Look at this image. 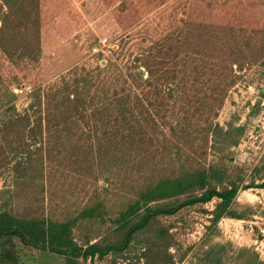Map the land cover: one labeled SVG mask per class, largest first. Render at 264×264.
Instances as JSON below:
<instances>
[{"label":"rangeland","instance_id":"1","mask_svg":"<svg viewBox=\"0 0 264 264\" xmlns=\"http://www.w3.org/2000/svg\"><path fill=\"white\" fill-rule=\"evenodd\" d=\"M38 7L39 60H24L14 65L0 52V75L15 92L18 109L28 104V92L32 88L41 89L45 99L46 92L62 86L61 78L68 84L72 78H77L80 85L89 79L102 78L104 85L101 87L108 88L107 93L114 90L122 93L120 86L129 88L123 74L125 64L131 63L133 55L143 52L141 48L149 44L161 45L163 38L179 34L183 36V45H180L182 52L177 67L186 84L185 96L175 101L169 99L166 114L170 125L162 127L166 133L164 149L166 146H172L174 152L175 148L179 149L178 159L173 152L166 154L161 144L157 146L161 150L160 157L150 158L143 152H131L128 142L125 152L113 150L101 157L93 152L81 164L73 162L70 169L46 160V169L53 171V175L43 194L45 208L59 202L67 206L64 199L71 209L86 205L94 196L93 189L94 193H99L103 187L113 186H106L108 183L102 178L105 174L117 180V190L111 193L134 195L132 190L138 189L143 177L151 171L157 176L166 175L167 171L177 174L181 165L189 171L212 169L214 177H210L203 188L220 190L229 186L230 181L235 182L236 193L228 210L240 217L227 213L213 222L215 205L220 201L215 196L205 203L184 207L173 215L160 216L159 221L169 225V244L163 251L172 257L173 264H264V256L261 255L263 259L259 257L251 241L256 225L253 224V231H250L252 221L257 224L264 218V96L261 95L264 64H260L264 59V0H38ZM232 48H239L245 55L242 67L232 61ZM110 60L121 70L112 65L109 70L97 72L99 63ZM211 67L225 74L231 68L230 75L240 76L227 89L222 105L216 107V119L222 128L228 123L244 126L241 142L219 151L213 149L214 139L205 131L206 120L201 116L198 119L199 114L196 115L193 108L198 94L206 90L203 81L207 77L212 79ZM87 87L91 94L95 92L93 102H98L99 96L105 98L104 91L93 81ZM260 103V110L250 114ZM177 121L184 125L185 131H190L191 123L192 128L198 130L191 137L181 132L180 137L178 129L170 130ZM64 153L70 155L71 152ZM229 155L232 160L226 162ZM118 157L120 162L125 158L123 164ZM106 165L111 166V171H103ZM115 169L121 171L117 179L112 178L120 174L113 173ZM0 171L1 188L9 177L6 171ZM201 191L197 185L192 187L194 194ZM185 196L181 195V199ZM117 200L120 199L115 202ZM150 234L147 231L139 237L146 239ZM141 246L143 244L132 240L125 253L133 254ZM24 249L29 260L20 264L64 263L62 256L46 258L39 250ZM112 255L95 256L94 261L79 257L77 264H125L135 259L119 257L112 261ZM144 261L145 258H141L140 264H145Z\"/></svg>","mask_w":264,"mask_h":264},{"label":"trees","instance_id":"2","mask_svg":"<svg viewBox=\"0 0 264 264\" xmlns=\"http://www.w3.org/2000/svg\"><path fill=\"white\" fill-rule=\"evenodd\" d=\"M38 17V0H0V52L12 64L39 60ZM182 38L181 34L166 37L161 45L154 42L141 48L143 52L134 54L131 63L125 64L123 78L129 88L120 86L122 93L117 90L107 93L108 88L101 87L102 78L89 79L81 85L77 78H72L71 84L61 78L62 86L46 92L45 99L41 89L32 88L28 92V104L18 109L15 92L0 75V169L9 177L7 184L0 188V264L24 263L28 259L24 248L39 250L46 258L62 256L63 264H77L79 257L94 261L95 256L102 258L109 253L113 254L112 261L119 257L135 258L125 264H140L141 258H145V264H173L172 257L163 251L169 244V225L159 221L160 216L173 215L214 196L220 201L215 205L213 222L227 213L238 215L228 210L236 193L235 182L230 181L229 186L220 190L203 188L210 177H214L213 170L189 171L183 165L177 174L167 171L166 175L155 176L149 172L150 175L141 180V186L132 190L134 195L111 193L117 190V180L105 174L102 178L108 183L106 186H113L103 187L99 193H94L93 189L94 196L86 205L71 209L67 199H64L67 206L60 202L49 208L44 205L43 194L53 175V171L46 169V160L70 169L73 162L81 164L93 152L98 157L106 152H125L128 142L131 152L160 157L161 150L157 146L161 144L164 149L166 136L162 127L170 125L166 114L169 99L175 101L185 96L186 84L177 67ZM230 54L232 61L242 67L243 52L232 48ZM260 64H264V59ZM112 65L118 66L111 60L99 63L97 72L109 70ZM211 68L212 79L207 77L203 81L206 90L196 96L193 108L196 115L199 114L198 119L201 116L206 120L205 131L214 139L213 149L219 151L241 142L244 126L228 123L222 128L216 119V107L222 105L227 89L240 76L230 75L231 68L226 74ZM92 81L104 91L105 98L99 96L98 102H93L95 92L91 94L87 87ZM261 95L264 96V91ZM261 105L250 114L257 113ZM183 126L177 121L170 130L178 129L180 137L181 132L191 137L198 130L192 128V123L190 131H185ZM200 129L202 131V127ZM64 152L71 153L65 155ZM164 152L169 155L173 152L175 158H179V149L175 148L174 152L172 146H166ZM225 159L231 162L232 156ZM118 160L123 164L125 158L120 162L118 157ZM102 169L108 172L112 168L106 165ZM120 172L119 169L113 171ZM194 185L201 188L200 194L192 192ZM181 195L186 196L181 199ZM116 199L120 200L115 202ZM152 202L157 204L152 205ZM147 231L151 233L148 238L139 237ZM132 240L143 246L133 254L125 253ZM34 264L46 263L36 261Z\"/></svg>","mask_w":264,"mask_h":264},{"label":"built area","instance_id":"3","mask_svg":"<svg viewBox=\"0 0 264 264\" xmlns=\"http://www.w3.org/2000/svg\"><path fill=\"white\" fill-rule=\"evenodd\" d=\"M256 223V222H255ZM254 221L250 223V231H253V224L256 225V231L254 233V237L251 238V241L254 245H256V249H258L259 257L263 259L264 256V218H261L260 223L255 224ZM262 255V256H261Z\"/></svg>","mask_w":264,"mask_h":264}]
</instances>
